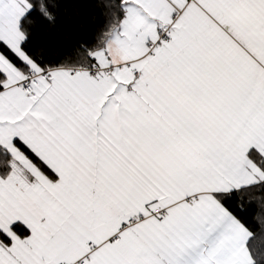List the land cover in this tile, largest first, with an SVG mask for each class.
Segmentation results:
<instances>
[{
	"label": "snow or ice",
	"instance_id": "obj_1",
	"mask_svg": "<svg viewBox=\"0 0 264 264\" xmlns=\"http://www.w3.org/2000/svg\"><path fill=\"white\" fill-rule=\"evenodd\" d=\"M98 6L0 0V264H264V0Z\"/></svg>",
	"mask_w": 264,
	"mask_h": 264
},
{
	"label": "trees",
	"instance_id": "obj_2",
	"mask_svg": "<svg viewBox=\"0 0 264 264\" xmlns=\"http://www.w3.org/2000/svg\"><path fill=\"white\" fill-rule=\"evenodd\" d=\"M57 19L54 25L38 21L35 42L63 55L78 40H91L97 28L104 23L98 0H55ZM235 207V204H233ZM256 206H250L243 214L248 225L256 226ZM259 231V228L256 229Z\"/></svg>",
	"mask_w": 264,
	"mask_h": 264
}]
</instances>
